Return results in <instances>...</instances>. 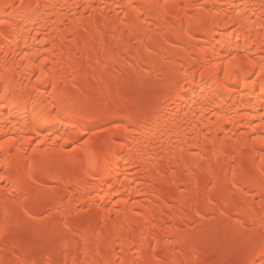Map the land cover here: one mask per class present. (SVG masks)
<instances>
[{
  "label": "bare ground",
  "instance_id": "6f19581e",
  "mask_svg": "<svg viewBox=\"0 0 264 264\" xmlns=\"http://www.w3.org/2000/svg\"><path fill=\"white\" fill-rule=\"evenodd\" d=\"M0 264H264V0H0Z\"/></svg>",
  "mask_w": 264,
  "mask_h": 264
},
{
  "label": "rangeland",
  "instance_id": "374dc122",
  "mask_svg": "<svg viewBox=\"0 0 264 264\" xmlns=\"http://www.w3.org/2000/svg\"><path fill=\"white\" fill-rule=\"evenodd\" d=\"M86 128H88V129L90 128L91 129L92 127L90 125H88Z\"/></svg>",
  "mask_w": 264,
  "mask_h": 264
}]
</instances>
